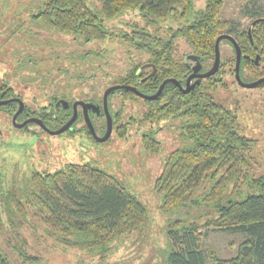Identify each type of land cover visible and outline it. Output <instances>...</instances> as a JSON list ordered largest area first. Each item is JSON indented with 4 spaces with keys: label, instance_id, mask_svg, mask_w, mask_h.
Masks as SVG:
<instances>
[{
    "label": "trees",
    "instance_id": "16d2710c",
    "mask_svg": "<svg viewBox=\"0 0 264 264\" xmlns=\"http://www.w3.org/2000/svg\"><path fill=\"white\" fill-rule=\"evenodd\" d=\"M229 1L205 0L203 8L194 10V0H97L95 7L88 0H40L33 17L47 30L70 34L84 45L117 42L134 53L145 54V61L155 68L154 75L137 84L134 79L142 62H133L113 83L132 84L150 94L164 78L183 82L190 72L175 55L178 39L191 53L209 61L214 57L215 37L235 32L242 51L253 54L254 44L246 28L237 29L235 21L222 17L223 6ZM241 2L247 15L257 16L248 8L253 0ZM127 12H134L143 24L129 23V30L113 32L107 21ZM252 37L264 53V22L255 25ZM96 46L90 53L100 56ZM87 53L79 54V61L72 64L88 60ZM229 72L232 74L233 69ZM82 76L84 73H77L79 80ZM222 79L210 78L187 93L168 82L158 98L143 100L141 115L131 116L116 130L127 138L134 129L145 155L164 153L153 190L160 200L159 209L169 217L164 227L165 246L158 249L161 259L153 264H264V175L251 170L255 139L242 130L234 107L215 98L214 89ZM117 92L124 97L135 96L127 89ZM13 95V88L0 82V100ZM15 108L14 102L0 105L9 119ZM55 110L45 105L32 113L56 127L68 114L62 111L56 118ZM256 112L247 109L248 119L260 120ZM172 122L179 143L167 151L158 134ZM3 181L0 264H57L29 251L25 233L41 230L39 235L59 245L63 254L76 249L92 256L90 261L80 258L75 263L60 264H104L127 235L142 232L151 224L147 206L120 178L87 163L69 162L53 170L33 168L29 185L22 191L3 186ZM202 227L227 229L245 237L236 255L221 258L202 247Z\"/></svg>",
    "mask_w": 264,
    "mask_h": 264
},
{
    "label": "rangeland",
    "instance_id": "374dc122",
    "mask_svg": "<svg viewBox=\"0 0 264 264\" xmlns=\"http://www.w3.org/2000/svg\"><path fill=\"white\" fill-rule=\"evenodd\" d=\"M88 2L94 6L98 5L97 0H88ZM204 2L205 0H194V10L203 8ZM243 4L241 0H230L225 3L222 17L233 20L239 25V28H244L250 19L246 16V9ZM39 5L40 0H0V82L11 85L14 91L19 93L25 101L36 98L39 88L30 82V76L27 77L26 69L16 66L17 58H20L17 54L31 55L27 59L31 65L29 69L33 68L34 73L40 72V63L44 64L46 70L51 65L50 68H55L56 71H63L67 68L74 71L75 74L84 73V76L80 78L81 80H70L72 82L68 80L67 85L70 87L77 82V95L83 96L84 93L90 91L91 85L97 88V85L101 84L103 89L133 62L141 63L146 59L145 54L134 53L126 45L124 47L117 42L100 44L96 42L84 45L77 42L70 34L47 30L40 25V20L30 17L36 12ZM248 8L252 12L264 16V0H253ZM134 12H127L119 18L108 21L109 28L113 32H118L129 30V23L143 24L140 17ZM94 46L100 51V56L90 53ZM189 51L187 44L182 39H178L175 55L180 57ZM85 53L88 54V60L83 63L72 64L74 60L77 61L79 54ZM232 55L230 48L223 42L222 56L230 57ZM42 71L45 72L43 68ZM56 71L52 72V75H57L52 78L50 86L48 82H44L46 80H40V95H38L40 100L44 99L53 84L57 86L58 82L67 78H63V76L68 75V72ZM45 76L51 77V73L47 71ZM227 77L230 78L229 75ZM227 83L226 88H217V93H214L215 98L234 107L242 130L255 139L251 170L255 175H264V90L237 88V85L228 79ZM236 104L238 108L235 107ZM35 105L38 106L37 102ZM135 107H139V110H136ZM143 109V104H136L132 101L126 107L125 113L129 115L139 111L141 114ZM247 109H251L253 112L254 110L257 111V116L261 115L260 120L248 119ZM130 133L131 135L125 139L116 138L112 134L110 140L98 144V147L91 145L90 142H85L88 147L96 148V154L93 156L91 153L90 156L89 153L86 159L75 160L85 162L90 161L93 157L92 165L120 178L125 186L144 202L149 211L150 227L142 232L137 231L127 235L123 241L119 242L118 248L109 257H106L105 263L102 262L104 264H140L142 262L153 264L161 259V253L158 249L162 250L166 243L164 227L167 222L166 218L169 216L159 209L160 200L153 190V181L162 165V154L164 153L153 156L145 155L140 146L139 136L135 134L134 129H130ZM177 136L175 124L163 128L158 134L167 151L177 146L179 143ZM37 138V135L35 136L25 129L14 128L9 117L0 110V181L4 180L3 186L15 187L22 191L29 185L30 171L33 168L40 169V146ZM56 138L50 137V141L52 142L54 139L57 141ZM53 148L52 153L57 155L58 147ZM49 163L48 169L50 170L56 169L60 165V163ZM199 230L203 234L202 247L214 251L221 258H230L236 255L239 243L245 237L241 233L217 227H202ZM41 231H30L31 235L34 233L32 236L29 232L25 233L28 234L30 241L29 251L46 256L49 261H54L57 264H60L61 261L75 263L80 258L90 261L92 256L80 253L76 249H67L63 254L64 251L59 245H53L54 242L46 241L39 235ZM93 257L95 258L93 261H96V257Z\"/></svg>",
    "mask_w": 264,
    "mask_h": 264
},
{
    "label": "flooded vegetation",
    "instance_id": "af4514ba",
    "mask_svg": "<svg viewBox=\"0 0 264 264\" xmlns=\"http://www.w3.org/2000/svg\"><path fill=\"white\" fill-rule=\"evenodd\" d=\"M91 6L95 7L94 5H91ZM37 12H38V7H37V10L34 14H36ZM34 14L30 15V17H33ZM246 16L249 17L250 20L244 28H246L247 37L250 40V43L252 45L254 44L253 47L255 48V51H253V54L252 53L249 54V53L242 51V49L240 48L238 41L236 39L235 32H222V33H219L215 37V40H216V38L218 36H222V35L226 34V35H230L236 41V43L240 49V52H241V56H240V60H239V68H238V77H237L236 71H235V68H236V50H235V47L233 45V42L229 38L224 37V36H222L220 38L219 43H218L219 64H218V66H217V68L213 74H209L207 76H198L199 74H204V73L208 72L214 64L215 41H214V57L212 60L204 61V60H202V58L200 56H196L195 54L191 53L190 51H189V53L183 54L180 57L176 56L178 59L181 58L190 67V72H188L184 81L181 82L180 80L175 79L173 77L164 78L158 84V87L156 88V90H154L150 94L143 92L142 90H140L135 85L127 84V83H113V81H112L110 84H107V85L105 84L106 86H104L103 89L101 87V84H98L97 88L94 85L93 86L91 85L90 91H87L86 93H84V96L83 95H77V93H78L76 90V88H77L76 83L77 82L73 86H70V87L67 86L70 80L75 81L76 79H78L77 74H75L74 71H70L67 68L63 69V71L62 70L56 71L57 69H55V68L51 69L50 68L51 65L46 70V68H44V64L40 63L41 74L38 71H36V73H34L33 68L31 70L29 69V67L31 65H30V61L27 59L31 55L28 56L27 54H21L20 53V54H17V56L20 58H17L18 63H16V66L21 67L24 70L26 69V72H28L27 77L29 78V76H30V82L31 83L33 82L39 88L38 95H40V80H46L44 82H48V85L50 86V83L53 80L52 78L57 75V74L52 75L53 71H56V72L62 71L65 73L68 72V75L63 76V78L64 77H67V78H65L61 82H58L57 86H55L53 84L51 86V88L49 89L50 91L48 92V94H46L44 96V99L40 100V96L38 97V95H37L36 98H32L28 101H25L19 93H16L14 91L15 95L11 96L10 98L1 99L0 101L10 100L7 103H10V102L16 103V108L10 117L11 123H12L14 128L25 129V130L29 131L30 133L34 134L35 136L36 135L38 136L37 139H38V144L40 146V151H39V153H40V171L48 169V167H49L48 165L50 164L49 162L60 163V165L56 169L63 167V165L65 163H69V162L70 163L71 162L79 163V164H86L87 163V164L92 165L91 161L94 159L93 157H92L93 159L91 158L90 161H85V162L75 161V160H78L79 158L86 159L89 156V153H90V156H91V153L93 154V156H94V154H96V152H97L95 150L96 148L88 147L85 142H90L91 145H93V146L96 145L98 147V144L106 142L107 140H110L112 134L115 135L116 138L118 137L121 139H125L126 137L123 138V137L119 136L116 133V130H118L120 128L119 126H121V124H125L126 122H128L129 118L131 116L141 115V114H139V111L136 112V114H134L132 112L131 114L126 115L125 109L129 105V102L134 101L136 104L141 103L144 105V108H145V103L143 100L144 99L145 100H154V99L158 98L160 96L164 86L168 82L175 84L181 92H183V89H185L187 86H189L190 88L187 91V92H189L195 85H199L203 81L205 82L210 78L212 80H214L216 78L220 79L221 77H223L222 84L217 85V87L214 89V93H217L216 90L218 87H222V89H224L228 86L227 79L230 82H232L233 84H236L237 88L238 87H242L245 89L257 88L259 90H264V86L263 87L259 86L262 82L259 83L255 87H245V86H242L240 84V83H251V82H254V81L259 80L261 78H264V53L261 52L260 49L258 50V47H257L258 45L254 43L253 37H252V31H253V29H255V25H257L259 22H264V16H261L259 14H257L256 17H251L247 14H246ZM107 23H108V21H107ZM238 26H237V29H240L241 27L239 28ZM223 42H225L227 44V46L230 48V50L232 51V53H233L232 56H230V57H223L222 56V43ZM42 68L45 71L44 73L42 71ZM230 69L231 70L233 69L232 74L229 72ZM27 70H29V71H27ZM47 71L51 73V77L45 76V74H47ZM143 72L145 74H143ZM136 74L138 75V77L136 76L134 81L137 84H141L142 81H145L147 78H149L150 76L155 74V68L150 62H147L144 60V62L141 63ZM192 74H195V75L192 76L190 79H188L189 76ZM228 75L230 76V78L227 77ZM59 77L61 78L62 76L60 75ZM237 78L239 79V81ZM168 79H175L177 81V83H175L173 81H166L164 83L160 93L158 94V96L156 98L150 99L147 97V96L154 95L157 92V90L159 89L160 85L165 80H168ZM48 80H51V81H48ZM70 82H72V81H70ZM113 85H123V86L134 87L136 89V91H132L130 89H127V90L132 92L135 96L124 97L122 95V93L117 92V90L126 89V88H120V89L118 88V89H115V90L108 92L106 95V99L104 101L103 95H104L105 90L107 88H109L110 86H113ZM9 86L12 87L11 85H9ZM13 90H14V88H13ZM187 92H183V93H187ZM19 101L22 102L23 106H22L21 111L18 112V114L16 115L15 120H13V115L19 109V104H20ZM35 102H37L38 106L35 105ZM81 102H84L85 103L84 106L87 107V116H88L90 123L92 125L93 132L88 125V122L86 120V116L84 114V106ZM104 102L106 103L108 115H109L110 120L112 122L111 131L105 139H103V137L106 133L108 118H107V114H106L105 109H104ZM89 104H92L94 107L87 106ZM1 105H5V104H1ZM45 105H50V106H52L53 109H57L54 111L56 118H57V115L62 114L61 113L62 111H65V113H67L68 116L64 119V121L59 126L57 125L55 127V125H52L54 127H51V126H49L50 125L49 123L45 122L39 116L33 115V113H32L35 111H39L40 107L45 106ZM27 109H30L31 111L28 112ZM135 109L139 110V107H135ZM3 113L5 115H7L4 111H3ZM30 113H32V114H30ZM54 114H53V116H54ZM32 118L38 120L39 122L32 120ZM25 121H27L25 124L18 126V125L24 123ZM68 122H70V124L62 132L57 133V134L49 133V131L59 130L61 127L66 125ZM172 124H174V123L173 122L169 123L167 126H165V128H168ZM132 135H135V134H132ZM49 136L52 139L57 137L56 138L57 141L54 139L53 140L54 142L53 141L51 142ZM53 147H58V154L57 155L55 153H52V151L54 149Z\"/></svg>",
    "mask_w": 264,
    "mask_h": 264
},
{
    "label": "water",
    "instance_id": "95a60500",
    "mask_svg": "<svg viewBox=\"0 0 264 264\" xmlns=\"http://www.w3.org/2000/svg\"><path fill=\"white\" fill-rule=\"evenodd\" d=\"M222 36L229 38V39L233 42V45H234V47H235V50H236V68H235V71H236V75H237V77H238L239 60H240V56H241L240 49H239V47H238L236 41H235L230 35H226V34H225V35H222ZM222 36H218V37L216 38V40H215V60H214V64H213L212 68H211L208 72H206V73H204V74H199L198 76H207V75H209V74H213V73L215 72V70H216V68H217V66H218V64H219V49H218V43H219V40H220V38H221ZM194 75H195V74L190 75L188 79H190V78H191L192 76H194ZM237 79H238V78H237ZM166 81H173V82L177 83V81H176L175 79H168V80H165V81L160 85L159 89L157 90V92H156L154 95H152V96H147V97L150 98V99L156 98V97L158 96V94L160 93V91H161V89H162V87H163V85H164V83H165ZM238 81H239V79H238ZM263 81H264V78H261V79H259V80L254 81V82H251V83H240V84H241L242 86H245V87H255V86H257L259 83H261V82H263ZM118 88H119V89H120V88H126V89H130V90H132V91H136V89H135L134 87H131V86L113 85V86H110L109 88H107V89L105 90L104 95H103V98H104L103 100L105 101V99H106V95H107L108 92H110V91H112V90H115V89H118ZM189 88H190V87L187 86L185 89H183V92H187V91L189 90ZM9 101H10V100H2V101H0V105H1V104H6V103L9 102ZM19 102H20V104H19V109H18V111L13 115V120H15L16 115H17L18 112H20L21 109H22L23 104H22L21 101H19ZM81 103L83 104V106L85 105L84 102H81ZM87 106L94 107L92 104H89V105H87ZM104 109H105V112H106V114H107L108 123H107L106 133H105L103 139H105V138L109 135V133H110V131H111V127H112V122H111L110 117H109V115H108V111H107L106 103H105V102H104ZM84 114H85V116H86V120H87V122H88V125H89V127L91 128V130H92V132H93L92 125H91L90 120H89V118H88V116H87V107H85V106H84ZM32 120L39 122L38 120L33 119V118H32ZM26 122H27V121H25L24 123H22V124H20V125H18V126H21V125L25 124ZM69 124H70V122H68L66 125H64L63 127H61L59 130H56V131H49V133H51V134H57V133H60V132H62V131H63V130H64Z\"/></svg>",
    "mask_w": 264,
    "mask_h": 264
}]
</instances>
